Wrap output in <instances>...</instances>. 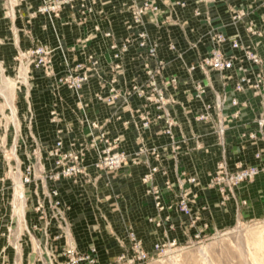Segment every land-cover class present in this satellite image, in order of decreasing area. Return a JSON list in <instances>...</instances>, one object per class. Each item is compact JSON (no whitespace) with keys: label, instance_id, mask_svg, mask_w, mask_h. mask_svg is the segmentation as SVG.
Listing matches in <instances>:
<instances>
[{"label":"built area","instance_id":"1","mask_svg":"<svg viewBox=\"0 0 264 264\" xmlns=\"http://www.w3.org/2000/svg\"><path fill=\"white\" fill-rule=\"evenodd\" d=\"M21 1L6 0L4 3L16 7ZM104 1L108 0H44L31 12V18L38 14H52L57 17L63 8H69L77 14L80 22L95 13L97 2ZM217 1L132 0L129 5L124 4L121 8L128 10L124 24L126 34L115 39L112 30L102 31L104 37L112 39L108 46L110 54L108 68L102 63L103 55L86 51V45L90 40L88 36L78 38L69 48L82 52L84 59L67 64L62 72L55 70L54 48L49 45L37 43L21 52L17 49L15 58L18 59L21 55L22 59H25V64L18 66L19 69L21 66L24 68L26 72L24 76L32 67L34 76L44 78L46 88L52 93L53 99L48 115L50 123L55 125V137L48 144L35 142L32 152L26 153L28 160L35 159L38 174L33 164L24 166L23 170L19 164L20 174L14 176L11 186L9 201L11 224L7 227V232L10 233L14 222L18 224L19 231L25 228L30 240V249L23 250L21 232L14 242L8 237L7 244L0 248V264L23 262L36 264L45 261L56 264H100L96 245H90L86 251L77 248L72 222L67 217L71 205L62 197L64 183L94 186L96 181L102 178L106 184H111L114 179L120 180L119 186L123 187L125 182L119 176L128 174L129 161L131 164H138V156L142 153L150 154L155 158L161 156L162 151L156 146L149 148L145 145L144 136L141 134V130L149 129L154 125H159L160 131L169 137L174 158H177L180 148L187 144L189 139L184 132L178 131V122L172 115V110L177 105L173 92L184 83L191 84V89L187 92L189 99L201 102V108L195 112L193 120L201 123L203 128L201 131L191 132L196 150H202L204 147L203 137L207 135L208 124L216 144L224 152L229 123L239 120L242 113L250 108L253 100L257 106L253 108L254 117L251 123L253 129L247 128L245 123L241 122L242 130L238 132L236 138L247 140L252 144L257 140L264 142V53L258 50V46L264 41V30L261 24L251 17L256 8L264 6V0H252L243 5L227 7L229 19L227 26L233 28V33L225 31V24L223 26L213 24L212 18L216 14ZM186 8L190 10L192 17L200 18L201 26H208L206 32L208 40L206 37L203 43L206 49L204 53L199 49V44L202 43L201 36L196 39L186 36L188 30H193L188 18L179 17V9ZM12 14H14L13 10ZM258 21L264 23V11L259 13ZM163 25L180 26L184 32L183 40L186 45L197 52L193 59L184 62L187 72L184 77L165 73L169 62L159 56L160 42L151 37L152 26ZM240 25H243L244 32L251 38L250 42H243L239 32ZM95 28L101 30L97 25ZM76 45L80 47L76 48ZM167 46L170 50L176 51L177 56L183 57V51L177 50L175 41L171 40ZM57 47L61 51L67 49L62 42H59ZM131 50L140 57L138 64L134 66L132 78L129 80L123 78L126 85L120 89L117 83L122 81L121 76L126 72L124 58ZM196 72L201 73L202 77L195 78ZM24 76L17 74L15 80L13 97L15 120L11 119V125L16 136L19 134L18 131L21 134V125L17 121L20 101L26 106L25 112L19 114L30 124L27 125L28 133H32L31 123L34 114L31 92L30 88H26L29 80L27 81V76ZM19 78H23V81ZM92 79H95L101 87V90L93 93V99L97 103H105L115 109L107 118V122L113 118L120 120L122 124L129 123V120H122V110H118V105L122 104L132 116L140 139L135 157H131L130 153L121 148L120 132L108 130L101 125L95 116L98 112L96 106L90 101L83 100L82 90ZM62 87L78 99V109L81 112L79 122L85 123L88 127L81 136L76 135L71 123L66 122L61 116ZM15 91L22 100L14 101ZM209 93L212 94V99L207 100ZM0 97L5 99L4 95ZM136 97L142 98L143 101L133 105ZM7 109L11 117V109L9 107ZM0 129L6 135L9 126L2 128L0 126ZM18 139L20 138L17 136L12 140L11 148L14 149L15 157H17ZM6 143L5 141L3 147H6ZM90 154L94 157L87 163L86 159ZM253 156L256 161L251 163L237 160L231 166L225 155L215 162L206 187L217 191L220 196L218 205L224 207L237 186L253 182L259 175H264V151L256 149ZM147 165L140 176V182L144 186V199L152 204L154 214L147 216L146 220L162 229L161 237L153 241L148 248L133 225L125 222L122 233L116 236L118 244L124 250L111 258L113 264H138L148 260L153 254H159L167 247L176 245L179 238L177 234H172L177 227L170 213L172 210L188 218L186 228H182L181 231H184V234L190 232V239H201L209 229V223L202 221L201 214L195 213L191 206L198 194L193 187L199 182V173L178 171L176 166V179L173 181L167 169L161 164L147 163ZM90 168L96 169L99 172L98 176L93 177L89 172ZM158 174L162 177L160 181L157 180ZM17 176L23 187L24 199L21 230L18 215L13 212ZM2 182L4 178L0 174V185ZM170 193L176 194L173 198L165 200L166 194ZM114 196L121 197V188ZM117 202L120 203L121 198ZM260 218H264V215ZM3 220H5L3 215H0V222ZM243 221L237 219L233 226L243 224ZM199 222H201L200 227ZM1 235L5 233L2 232ZM6 249L7 251L12 249L11 260Z\"/></svg>","mask_w":264,"mask_h":264},{"label":"crops","instance_id":"2","mask_svg":"<svg viewBox=\"0 0 264 264\" xmlns=\"http://www.w3.org/2000/svg\"><path fill=\"white\" fill-rule=\"evenodd\" d=\"M44 0H22L15 7L14 14L9 19L4 16L3 7L4 0H0V37L11 38V47L0 49V54L3 56L12 54L17 47L30 46L34 42L45 43L54 48L53 61L57 72H62L67 64H72L75 61L84 59L82 52L78 50H70L78 38L88 36L90 40L86 45V51L103 55L102 63L105 68H108L110 61L109 41L111 38L104 37L102 31L110 29L113 32V37L119 39L126 34L124 27L128 17V10L122 9L124 4L129 5L132 0H108L97 2L95 4V13L87 20L80 21L77 14L69 8H63L59 16L55 17L52 14H38L31 18V12L36 9ZM252 0H218L215 4L216 14L213 16V24H224L227 33H233V28L227 26L229 23L227 7L243 5ZM77 2H75L76 4ZM263 7H258L251 15L252 18L260 23L264 30V23L258 21V16ZM179 17L188 18L189 25L193 30H188L186 36L191 39H196L201 36L202 43L199 44V49L204 53L205 46L203 43L208 40L206 34L208 26H201L200 18L192 17L190 10L179 9ZM10 23L11 32L6 33ZM101 30H96L95 26ZM239 32L242 40L245 43L251 41V38L244 32L243 25L239 26ZM184 32L177 25L152 26L151 37L158 42V54L169 62L165 68L166 75L175 74L186 76L184 62L193 59L196 51L189 48L183 38ZM176 42V48L183 51V57L176 55V51L170 50L167 46L170 41ZM62 42L67 48L61 51L57 46ZM263 44L258 46V50L264 53ZM80 45H76L79 48ZM140 55L134 54L131 50L124 58V67L126 72L121 76L122 81L117 83L120 89L125 87L124 80H129L133 76L135 64H138ZM195 78H201L202 75L196 72ZM12 84V83H11ZM15 85L8 87L7 96L5 97V106H13ZM191 89L190 83H184L181 87L174 91V97L177 100V105L172 110V115L178 122V131L184 132L188 139V143L182 145L177 155L174 158V153L171 150V142L167 135L163 134L159 125L145 130H141L144 136L145 145L147 147L156 146L159 151H162L159 158H155L150 154H141L138 156L139 163L131 164L129 161L128 174H122L119 178L123 179L125 185L119 186V181L112 180L111 184H106V181L99 178L95 185H73L64 183L62 197L63 200L71 205L67 212V217L72 222V232L76 239L77 248L80 251H86L90 245H96L98 249V261L106 263L114 256L124 250L117 242L116 236L120 235L123 230L124 223L132 224L137 233L144 239L147 247L150 248L153 241L158 238L162 232L161 228L155 227L152 223L146 220V217L154 214V208L150 202L144 199V186L140 182L141 174L146 170L147 163L161 164L168 171V175L176 179V166L178 171L186 170L188 173H199V182L193 187L197 192V198L191 203L195 213L202 216V221L209 223V229L227 228L233 226L237 219L244 221L255 220L264 215V175H259L255 181L245 183L233 189L230 198L225 203L224 207L218 205L220 199L219 194L215 189L206 187V184L212 175L215 162L223 155L226 156L229 164L232 166L237 160L244 162H255L254 152L256 149L264 151V142L257 140L255 144L247 140H239L236 135L242 130L241 122L245 123L247 128L253 129L251 123L254 117V109L256 106L255 100L251 102L248 110L242 113L239 120L231 121L227 129V138L224 152L220 146L216 144L214 135L211 132L210 126L207 124V135L203 137L205 143L202 150L195 149V142L191 137V132L201 131L203 126L201 123L194 122L193 115L201 108V102L190 100L187 92ZM101 90V87L95 79L83 88L82 97L85 101H90L98 110L96 118L101 125L108 130H117L121 135V148L131 157H135L140 143L137 136L133 118L129 112L125 110V106L118 105V110H122V120H129L128 124H122L118 119H113L107 122V118L115 110L114 107H109L105 103H97L93 99V93ZM104 92L106 89L104 88ZM61 95L63 102L60 104L61 116L66 122H70L76 135L81 136L87 131L85 123L79 122L81 112L78 109L77 98L69 90L62 87ZM244 97V96H241ZM53 96L49 89L46 88V80L41 76L34 77V88L31 94L32 110L34 114L35 124L32 129L38 134L51 133L54 131L55 125L49 121L48 111L52 102ZM207 100L212 99V94L207 95ZM142 98H134L133 105L140 104ZM14 107V106H13ZM25 112V107H20V113ZM94 115V114H93ZM15 118L14 113L11 119ZM44 120L42 125H39ZM42 123V122H41ZM206 131V130H205ZM93 154L87 156L86 162L93 160ZM90 174L98 176V171L90 168ZM162 177L157 175V180ZM121 188V202L117 201L115 192H119ZM176 191V188L175 190ZM176 193L166 194L165 200L173 198ZM176 230L172 234H178L182 228H186L188 218L180 215L175 210L171 212ZM201 222H199V227ZM194 230H191L193 232Z\"/></svg>","mask_w":264,"mask_h":264},{"label":"rangeland","instance_id":"3","mask_svg":"<svg viewBox=\"0 0 264 264\" xmlns=\"http://www.w3.org/2000/svg\"><path fill=\"white\" fill-rule=\"evenodd\" d=\"M4 1L6 2V0ZM3 10L4 16L10 19L12 17V10L14 11L15 7L4 3ZM5 32H11L10 23ZM11 42V38L0 37V49L11 47ZM109 42L111 43V41ZM34 44L37 43L34 42L30 46H21L20 44L17 49H19V51L21 52L22 50H26L32 47ZM17 49L12 54L3 57L0 54V95H8L6 93V89L14 85V82L17 79V74L23 76L22 71L18 68V66L21 64H25V59H22L23 56L21 55L18 56V59L15 58ZM31 68L29 73H27L24 77L27 76V81L29 80V83H26V88H30V92L32 94V90L34 88V77H36V75L34 76V71H32ZM19 79L23 81V78ZM17 97L18 93H16L15 91L14 101L16 102L17 100H22L20 97ZM18 104L22 108L26 106L23 101H20ZM9 108L12 110L13 114L14 107L10 104ZM19 113L17 115V121H19L21 125V134L18 131L19 134L17 136L20 139H18L16 150L17 157H15L11 153V147L13 145L12 140L14 138H17V136L15 135L13 127L11 125V117H9V110L5 106V99L0 97V126L1 128L2 126H9V130L7 131L6 135L0 129V174L4 178V182H2V184L0 185V215H3V218L5 220L7 218L6 221L3 220L2 222H0V248L7 244L8 237L11 242H14V239H16L18 233L21 232L23 250H29L30 240L25 231V228L22 231H19L18 224L14 222L12 224L10 233L8 234L7 232V227L11 224L9 218V201L11 198L12 181L14 180V176L16 174H20L19 164H21L22 170L24 169V166L33 164L36 168V173L38 174L36 165L37 163L35 159L28 160L26 153L30 154V152H32L33 148L35 147V142H38L39 144H48L52 142L55 134L54 131H51V133L49 134H38L33 129L32 133H28L27 125L29 126L30 124L27 123V121H25ZM37 121L39 122L41 120L38 119ZM41 122L39 125H42L44 120H42ZM34 124L35 121L33 117L31 126H33ZM5 141L7 142L6 147H3ZM24 144L26 146H24ZM17 203L18 202H16L15 205V212L16 209L19 210V207L21 205ZM23 205L22 213L18 214L20 218L23 216ZM2 232H4L5 235H1ZM177 233L179 241L176 243V245L169 246L163 252L159 254H153L148 260L138 264H264V218L252 220L249 222L243 221V224L230 226L223 229L211 227L210 229H207V232L205 233V235H203V237H201V239H190L191 234L190 232L188 234L187 231L185 233H187L188 235L184 234V231H179ZM185 235H187V237H185ZM158 237H161V234H158ZM6 253L11 260L13 257L12 249H10V251H7L6 249ZM111 263L112 261L106 263L100 262V264ZM19 264L28 263L23 262ZM36 264L56 263L45 261L37 262Z\"/></svg>","mask_w":264,"mask_h":264},{"label":"bare ground","instance_id":"4","mask_svg":"<svg viewBox=\"0 0 264 264\" xmlns=\"http://www.w3.org/2000/svg\"><path fill=\"white\" fill-rule=\"evenodd\" d=\"M21 71H22V74H23V76H24V74H25V70H24V68L21 66ZM14 85H15V82H14ZM11 112H12V110H11ZM14 112H15V110H14ZM13 115V114H12ZM15 116V115H14ZM14 120H15V118H14ZM14 149H12V154H14ZM22 189H23V187H22V184L20 183V180H19V176H17L16 178H15V187H14V199H13V204H14V209H13V212H14V214H21L22 213V205L24 204V199H23V191H22ZM16 202H18L19 204H21L20 205V207H19V210L18 209H16V212H15V205H16ZM17 203V204H18ZM16 208H17V206H16ZM18 220H19V227H20V230H21V228H22V226H23V216L20 218V216L18 215Z\"/></svg>","mask_w":264,"mask_h":264}]
</instances>
